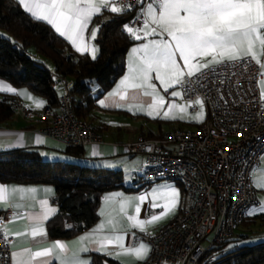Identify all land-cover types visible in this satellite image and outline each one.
<instances>
[{"label": "built area", "instance_id": "obj_1", "mask_svg": "<svg viewBox=\"0 0 264 264\" xmlns=\"http://www.w3.org/2000/svg\"><path fill=\"white\" fill-rule=\"evenodd\" d=\"M111 2L137 11L125 26L130 34L127 27L142 29L147 4L156 0ZM261 78V65L250 56L215 63L191 77L185 74L179 85L182 96L191 110L197 109V100L202 101L205 119L192 128L176 127L126 144L129 153L144 156L143 166L136 172L144 185L172 181L181 189L172 220L139 235L149 246L148 264H209L214 259L212 248L231 237L247 211L258 203L251 174L264 152ZM57 79L61 95L56 109H33L12 98L15 113L65 147L101 142L92 123L71 108L72 82ZM11 217L10 208L0 211V264H11L13 239L4 233Z\"/></svg>", "mask_w": 264, "mask_h": 264}, {"label": "crops", "instance_id": "obj_2", "mask_svg": "<svg viewBox=\"0 0 264 264\" xmlns=\"http://www.w3.org/2000/svg\"><path fill=\"white\" fill-rule=\"evenodd\" d=\"M16 1L18 2V0ZM27 14L30 15L29 13ZM98 14L99 13L92 17L83 33L82 43L87 50L82 48L78 51L77 46L73 45L70 40L56 32L52 25L48 24L46 21L43 22L47 23L57 35L67 41L73 52L88 54L93 57V49H95V56L98 54V45L96 42L98 26L95 25L92 20ZM153 27H156V25L152 24L149 20V28ZM93 30L96 31L95 38L91 36ZM262 34H264V30H262ZM139 35H141L142 39H136L137 41L127 50L124 72L117 78L111 88L96 101L97 107L93 108L87 116L88 121L91 122L95 129L101 134L102 139L99 143L83 146V155L81 157H74L67 154L65 145L53 137L44 135L36 126L26 123L19 115L8 123L0 125V151L12 149L34 150L41 158L47 160H70L90 167L119 170L122 176L125 174L129 177L128 183L123 181V184L128 187V190L118 188L105 192L101 197L96 222L90 228L68 238H52L48 234L47 222L58 212V207L54 202L55 191L51 185L0 182V185L8 189L15 188L22 190L16 193H9L6 203L0 202V211L7 208L12 210V217L4 229V233L11 236L13 239L11 243V264H18L20 260L28 261L30 259L29 253L34 254L37 251H44L45 249H50L51 254L47 257H35L30 260V264H45V262H47V264H62V262H64V264H75L76 261H78L79 264H90L92 253L104 255L106 257L104 259V264H148L149 246L145 242L139 240L140 233L152 231L165 225L170 222L177 213L181 194L179 185L172 181H161L144 185L136 178V167L142 165L139 160L137 163L138 157H134L138 154L129 153L125 147L127 143L134 141L141 135L150 133L158 134L164 131H138L130 136L128 134V128L122 127L119 123L111 122L107 116V114L113 113L130 116H132L133 113L140 115V111L146 113L145 109L148 107L149 103L152 102L150 96L143 95L144 89L128 88L125 99L122 100L120 98V94L124 93L121 81L129 75V66L139 55H134L132 49L140 47L142 44L147 43L148 40L170 39L166 34L144 38L143 27ZM254 51L257 53V58L261 65L262 78L259 81V90L261 95L264 96V50L261 49L257 42ZM211 60V56L197 57L192 62L194 64H205ZM254 60L256 61V59ZM177 62L184 73L187 74V68L184 66V61L179 57V54H177ZM213 64L215 63L209 64V66ZM152 75L153 80L151 82L156 84V90L158 91V89L163 88V86L158 80H155V73ZM0 85L14 89V91L0 90V93L14 95L15 98L28 103L34 109H41L46 106V100L43 97H37L27 89L15 88L2 79H0ZM99 90L100 88L97 85L95 88L93 85V94ZM148 91H151V89H148ZM113 93L120 94L112 95ZM101 101L105 103L102 105ZM37 102H42L41 106L37 107ZM56 107L57 106L53 108L56 109ZM129 108L132 110H129ZM262 174H264V152L261 154L259 163L253 168L251 174V184L257 196L258 203L247 211L244 223L238 226L245 228V234L241 237H247V235H249L248 233H253V231L251 232V228L257 224L264 230V224L259 220H251L253 216L264 213L260 207L264 205V187L260 186L259 180ZM130 177H133L132 180H130ZM165 188L175 189L178 196L175 207L161 216V214L164 213L163 205L168 203L169 200L159 196L154 197L153 194ZM141 196L145 197L143 201L139 199ZM137 206L140 208L139 213L136 212ZM45 212L48 213L46 218L44 217ZM154 215L161 216V218L153 223H146L143 226V230L140 227L133 226L136 220L150 221L151 217ZM129 217H135V219L130 220ZM37 225L43 229L44 234L33 237L31 234L32 228ZM262 235H264V232ZM116 236L123 237V239L117 243L114 240ZM57 243L63 244L65 247L63 249L53 248V245ZM120 244L123 245V248L120 247ZM142 244L146 245L148 249L143 259L137 257L131 251L140 247ZM21 253L24 255H19Z\"/></svg>", "mask_w": 264, "mask_h": 264}, {"label": "trees", "instance_id": "obj_3", "mask_svg": "<svg viewBox=\"0 0 264 264\" xmlns=\"http://www.w3.org/2000/svg\"><path fill=\"white\" fill-rule=\"evenodd\" d=\"M136 12L135 9L112 12L108 8L94 17L92 22L98 26V54L93 58L73 52L67 41L47 23L28 15L16 0H0V30L8 34L0 33V79L43 97L45 107L58 105L61 87L56 79L71 81V108L75 115L88 120L89 112L97 107L96 101L125 70L127 50L137 41L126 32L125 26ZM38 55L50 61L51 67ZM93 85L100 88L95 94ZM12 98L14 95L0 93V125L15 116L10 103ZM82 149L83 146L66 147L65 151L81 157ZM0 182L47 184L54 188L58 212L47 222L52 238L72 237L90 228L98 218L102 195L118 188L128 190L119 170L65 160H44L29 149L0 151ZM251 220L264 224V213ZM230 241V237L225 238L212 248L210 255L214 259L209 264H264V241L238 247L230 245ZM105 258L92 253L90 264H104Z\"/></svg>", "mask_w": 264, "mask_h": 264}, {"label": "snow or ice", "instance_id": "obj_4", "mask_svg": "<svg viewBox=\"0 0 264 264\" xmlns=\"http://www.w3.org/2000/svg\"><path fill=\"white\" fill-rule=\"evenodd\" d=\"M23 9L37 20L46 21L61 36L66 37L77 46V50L84 48L82 43L83 33L92 17L100 13L102 9L112 12H121V9L114 6L111 0H18ZM147 17L143 24V37L162 36L166 34L170 39L148 40L140 47L133 48L134 55L139 54L129 66V75L122 81L124 93L120 98L125 99L127 89H144L143 95L152 97L146 114L152 116L159 115V109L164 105V97L159 95L156 84L152 83L153 73L155 80H158L164 87L165 92L175 85H181L184 81V72L177 63V54L184 61L187 68V76L191 77L201 68H206L209 64H219L225 60L236 61L244 57L251 56L257 58L254 51L255 45L259 43L264 50V0H156L149 2L146 9ZM149 20L156 27L149 28ZM159 29V31H158ZM127 31L136 39H142L139 32L141 29L133 30L127 27ZM95 38L96 31L91 33ZM84 50H87L84 48ZM211 56L212 60L205 64H194L192 61L197 57ZM95 58V49H93ZM151 89V91H148ZM0 90L14 91V89L0 85ZM172 97L181 96V92L172 91ZM42 102H37V107ZM105 102L101 101L103 105ZM197 104L202 105V101L197 100ZM106 106V105H105ZM183 106L172 103L169 109ZM129 110H132L129 108ZM142 110V109H140ZM164 118H168L170 112H164ZM260 186L264 187V174L259 177ZM20 189H8L0 185V202L6 203L9 193L20 192ZM154 197H162L169 200L163 205L164 215L175 207L178 193L175 189H161L153 194ZM140 201L145 199L139 197ZM156 206V205H154ZM123 207V206H122ZM264 211V205H261ZM136 212H140L137 206ZM47 212L44 217H47ZM161 216H152L150 221L136 220L134 227H140L148 223H153ZM38 219V218H36ZM134 220L135 217H129ZM33 237L43 235V229L38 225L32 228ZM123 237L116 236L114 240L119 243ZM63 244L57 243L53 248L63 249ZM123 248V245L120 244ZM137 257L143 259L147 254V246L131 250ZM51 254L50 249L29 253L28 261L20 260L18 264H30V260L35 257H47ZM19 255H24L23 253ZM47 264V262H45ZM64 264V262H62ZM75 264H79L78 261Z\"/></svg>", "mask_w": 264, "mask_h": 264}, {"label": "rangeland", "instance_id": "obj_5", "mask_svg": "<svg viewBox=\"0 0 264 264\" xmlns=\"http://www.w3.org/2000/svg\"><path fill=\"white\" fill-rule=\"evenodd\" d=\"M0 33L4 36H8V34L4 30H0ZM38 58L42 59L43 62L46 64V66L51 67L50 61H48L46 58L40 55H38ZM95 87L96 85H94V88ZM172 91L181 92V89L179 88V85H175L174 87L169 88L167 92H165L164 87L161 89H158L157 92L159 93V95L164 97V105L159 109V112H160L159 115H156L155 113L152 116L147 115L146 113L150 111V109L147 107L145 109L146 113H143L140 111V115H136V113H133V115L130 116V115H123L120 113H113V114H107V116L109 120H111V122L119 123L122 127L128 128L129 129L128 134L130 136L134 135L138 131L146 132L147 130H152V131L158 132L159 130L166 131L173 127L174 128L176 127H191L192 128L196 124L202 122L205 119L206 109L203 106V104L201 105V104L196 103L197 109L191 110L190 103L187 102L183 98L182 92H181V96L172 97L171 96ZM36 96L41 98V96H38V95ZM172 103L183 106L184 110L181 111L180 108L170 110L169 105ZM164 112H170V115L168 118H164V115H163ZM17 115L18 114L15 113L14 117H17ZM134 157H138L137 163L139 160L141 161V164H142L140 167L139 166L136 167L137 169L136 172H137L143 166L142 160H144V156L142 154H138ZM134 157H131V158H134ZM44 160H47V159H44ZM54 160H61V159H54ZM65 161H70V160H65ZM128 178L129 177L127 175L123 174V181H125V183H128ZM132 178L133 177H130V180H132ZM252 231L253 233H248L249 235H247V237H241L243 234H245V228H243L242 226L238 227L234 235L230 237L231 241L229 242V244L237 246V247L238 246H248V245H253L255 243H258L264 240V235H262L264 230H262L259 224L252 227L251 232Z\"/></svg>", "mask_w": 264, "mask_h": 264}, {"label": "water", "instance_id": "obj_6", "mask_svg": "<svg viewBox=\"0 0 264 264\" xmlns=\"http://www.w3.org/2000/svg\"><path fill=\"white\" fill-rule=\"evenodd\" d=\"M57 81H59V79H57Z\"/></svg>", "mask_w": 264, "mask_h": 264}]
</instances>
